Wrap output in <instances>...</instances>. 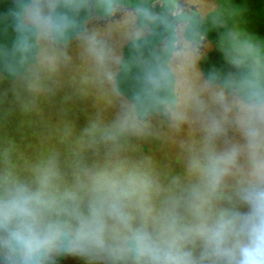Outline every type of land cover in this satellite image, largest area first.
<instances>
[{
  "label": "clouds",
  "instance_id": "9594fccd",
  "mask_svg": "<svg viewBox=\"0 0 264 264\" xmlns=\"http://www.w3.org/2000/svg\"><path fill=\"white\" fill-rule=\"evenodd\" d=\"M86 0H15V53L55 71L74 37L84 83L109 105L76 136L68 159L51 150L24 169L0 153V264H264V40L241 29L220 36L229 71L202 74L198 49L177 38L166 60L142 68L129 97V71L102 34L76 16ZM140 33H130L134 43ZM203 40L204 37H199ZM41 91L39 81L29 85ZM87 94V92H85ZM145 114L163 117L181 139L182 170L162 174L150 156ZM72 131H66V137Z\"/></svg>",
  "mask_w": 264,
  "mask_h": 264
},
{
  "label": "rangeland",
  "instance_id": "374dc122",
  "mask_svg": "<svg viewBox=\"0 0 264 264\" xmlns=\"http://www.w3.org/2000/svg\"><path fill=\"white\" fill-rule=\"evenodd\" d=\"M10 1L0 0V153L10 151L12 162L18 168L24 169L51 150L59 151L62 160L68 159L79 132L98 115L112 119L118 110V104L110 106L107 98L84 83L87 65L82 48L77 43L72 48L68 47L66 56L64 59L63 56L60 58L55 71L35 72L34 59L23 62L13 49L16 32L11 13L15 1L14 5ZM89 1L86 0V4L76 17L90 16ZM100 1L95 5L96 10H99L98 15L102 12L100 9L103 3L112 4L117 0ZM118 1L127 3L129 7L141 6V15L136 18L139 20L147 21L143 16L148 18L149 15H155L160 11L158 16L151 18L157 21L154 27L159 30L150 35L140 36L128 46L129 58L125 62L129 65V71L122 74L123 79L121 75L120 87L129 97L139 85V77L142 76L144 66L158 60H166L177 50L178 45L174 47L177 39L172 38L174 31H170L171 29L176 31V20L185 19L192 22L189 31L191 38L196 42L192 47L198 49L200 59L197 67L204 75L214 71L230 70L219 51L220 36L228 29H241L258 40H264V0L180 1L181 5L186 3L187 8L192 7L191 5L196 7L199 14L194 11L185 14L180 10L178 12L181 13L177 14L176 10L180 6L178 0H163L161 3L158 0ZM153 7L156 8L153 10L155 13L152 11ZM103 14L99 16L104 17ZM176 15L177 18L174 17ZM77 22L84 29L83 20ZM122 27L118 31L113 25L105 29L92 25L89 31L101 34L106 32L111 38L115 37L113 34L124 38L120 34L124 33L122 29L125 25ZM160 32L168 33L170 38L168 44L164 46L165 50L155 54L151 46L160 41ZM201 36L204 37L203 40L199 39ZM180 39L188 40L183 35ZM178 47V50L182 49L183 44ZM34 80L39 81L41 91L30 90L29 85ZM147 116L148 114H145L143 120L152 125V135L147 140H133L130 153L137 157H152L162 174L170 171L179 173L182 170L179 142L186 138L187 131L181 135H174L163 117ZM68 129H71L72 135L66 137ZM58 261L59 264H84L79 258L71 256L59 257Z\"/></svg>",
  "mask_w": 264,
  "mask_h": 264
},
{
  "label": "crops",
  "instance_id": "0c3cea01",
  "mask_svg": "<svg viewBox=\"0 0 264 264\" xmlns=\"http://www.w3.org/2000/svg\"><path fill=\"white\" fill-rule=\"evenodd\" d=\"M14 1L15 0H11L10 3L14 5ZM97 1H98V3L101 2L100 0H90L89 1V5L91 7V14L88 18L76 17V19L77 20H83V23L85 24L84 29H86L87 31L92 29L91 28L92 25H93V27L100 26V27H103L104 29L108 28L110 25H113V26H116V29H118V31L120 30V28H123L122 25H125L124 29H122L123 30L122 32H124V33L120 34V35H123L124 38L120 37L119 35L113 34L115 36V37H113L114 38L113 39L111 37H108L106 32L102 33V36L106 37L105 39H107V42L110 44V46L112 48L115 49L117 55L123 57L124 61L129 58V53H127V52H128V46L131 42V40L128 38V35L130 33L139 32L140 36H142V35H150L154 31L159 30L158 28L154 27V25L157 23V21L151 19V18L156 17V15L158 16V14L160 12V11H157L155 13L153 10L156 8H154V7L152 8V11L155 13V15L151 14L148 16V18H147V16H143L144 19H147V21L146 20H139L136 18H138V16L141 15V11H142L141 6L129 7L127 5V3H123V2H120L117 0L116 2H112V4L103 3V6L100 9L102 12L99 13V15L104 13L103 14L104 17H102V16L98 15L99 10H96V8H95ZM158 1L161 3L163 0H158ZM156 2H157V0H156ZM178 4H179V2H178ZM175 8H176V6H175ZM178 10L181 11L180 7L176 10V12H177V14L181 13V12H178ZM174 17L177 18V15ZM174 21L175 20H172V22H174ZM175 22H177L175 24L176 31L172 30V29L170 30L171 32L174 31V35L172 36V38L177 39L176 35H178V37L181 38V35H183V36L187 37L188 41H191L194 39V38H191V32L189 31V27L191 26V23H192L191 21L188 22L187 20L184 19L182 21L176 20ZM123 23H125V24H123ZM159 23H161V21ZM172 25H173V23H172ZM159 38H161L160 41L158 43H156L154 46H151V50L153 48L155 51V54H157L158 52L159 53L162 52V50H165L164 46H165V44H168L170 37H169L168 33L163 34L160 32ZM113 41H115V43H112ZM75 43H77V45L80 46L79 41L73 37L68 42L67 46L61 47L60 50L67 53L69 48H72L75 45ZM178 46H177V50L179 49ZM177 50H175V51H177ZM63 59H64V56H63ZM34 62H36V61L34 60L33 63ZM122 79H123V75H122ZM120 81H122V80H120ZM150 115H154V114H150ZM150 115L148 114L147 117L149 118ZM141 118L144 119V117H141Z\"/></svg>",
  "mask_w": 264,
  "mask_h": 264
},
{
  "label": "flooded vegetation",
  "instance_id": "af4514ba",
  "mask_svg": "<svg viewBox=\"0 0 264 264\" xmlns=\"http://www.w3.org/2000/svg\"><path fill=\"white\" fill-rule=\"evenodd\" d=\"M180 1L181 0H178V2H179V4H180ZM183 1H185V0H183ZM183 6H185V8L183 7ZM192 7H190V8H187L188 6H187V4L185 3L184 5H181L180 4V8L182 7V9H181V12H184L185 14L186 13H190V12H192V11H194V12H196L197 14H199V11L198 10H196V7H193V5H191ZM192 42H193V44H194V46H195V44H196V42L194 41V40H191ZM198 47V46H197Z\"/></svg>",
  "mask_w": 264,
  "mask_h": 264
}]
</instances>
